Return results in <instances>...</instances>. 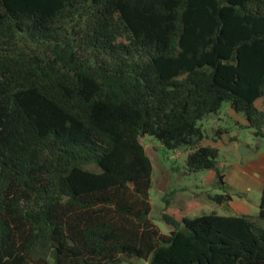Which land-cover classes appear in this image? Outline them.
Wrapping results in <instances>:
<instances>
[{
    "label": "trees",
    "instance_id": "trees-1",
    "mask_svg": "<svg viewBox=\"0 0 264 264\" xmlns=\"http://www.w3.org/2000/svg\"><path fill=\"white\" fill-rule=\"evenodd\" d=\"M224 102L264 138V0H0V264H264V175L256 216L149 217L144 135L231 201Z\"/></svg>",
    "mask_w": 264,
    "mask_h": 264
},
{
    "label": "rangeland",
    "instance_id": "rangeland-1",
    "mask_svg": "<svg viewBox=\"0 0 264 264\" xmlns=\"http://www.w3.org/2000/svg\"><path fill=\"white\" fill-rule=\"evenodd\" d=\"M256 104L260 105V100ZM228 108V104L224 102L218 114L209 115L199 121V124H202L205 129V143L207 142L218 148V165L221 172L225 170L227 162L240 164L254 157L253 153L241 156L238 149L232 148L228 143L230 139L227 134L229 136L233 135L235 142L241 141L264 149V138H255L251 132L252 130L237 125L235 119L229 116ZM218 127L226 128V138L220 140L221 135L217 136L215 134ZM140 141L152 165V183L149 188L151 204L149 217L161 231L170 229L161 218L162 211L165 208H167V212L177 218H181L183 215L193 217L208 214L212 211L222 215L235 214L227 206H221L209 198V195L221 192V189L215 183V178L209 176L212 171L187 172L186 156L183 150L177 157H172L173 151L166 150L154 137L144 135L140 138ZM242 198L249 207L248 214L256 216L260 198L259 191L251 189L244 192ZM129 261L132 264H146L145 261L136 258H130Z\"/></svg>",
    "mask_w": 264,
    "mask_h": 264
},
{
    "label": "crops",
    "instance_id": "crops-1",
    "mask_svg": "<svg viewBox=\"0 0 264 264\" xmlns=\"http://www.w3.org/2000/svg\"><path fill=\"white\" fill-rule=\"evenodd\" d=\"M229 106V105H228ZM229 116L235 119L237 125H242V127L246 126L245 119L239 114L236 113L233 109L229 106ZM220 118V117H219ZM240 118V119H239ZM229 133V132H228ZM226 133L221 134V139L226 138ZM230 141L228 142L230 146L237 150V146L239 144H243L253 151L248 152L245 155L253 153L254 157L251 158L249 161L245 163H226L225 170L221 173L223 175L222 181L227 186L228 192L231 194V201L227 204H220L221 206H227L230 211H234L235 214H228V215H249V207L245 201H243V194L244 192L250 191L251 189H256L261 192L262 183H263V175H264V149L260 148L259 146H251L241 141L235 142V138L233 135L227 134ZM205 143V140L203 141ZM209 144V143H205ZM212 145V144H211ZM212 173L209 174L210 177H215V172L213 170ZM221 189V187H219ZM216 193H222L216 192ZM238 198V199H237Z\"/></svg>",
    "mask_w": 264,
    "mask_h": 264
},
{
    "label": "water",
    "instance_id": "water-1",
    "mask_svg": "<svg viewBox=\"0 0 264 264\" xmlns=\"http://www.w3.org/2000/svg\"><path fill=\"white\" fill-rule=\"evenodd\" d=\"M237 149H238V151H239V153H240L241 155H245V154H247L248 152L253 151V149H251V148H249V147H247V146H245V145H243V144H239V145L237 146Z\"/></svg>",
    "mask_w": 264,
    "mask_h": 264
},
{
    "label": "built area",
    "instance_id": "built-area-1",
    "mask_svg": "<svg viewBox=\"0 0 264 264\" xmlns=\"http://www.w3.org/2000/svg\"><path fill=\"white\" fill-rule=\"evenodd\" d=\"M180 153V150H175L173 151L172 157H177Z\"/></svg>",
    "mask_w": 264,
    "mask_h": 264
}]
</instances>
